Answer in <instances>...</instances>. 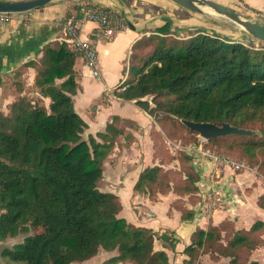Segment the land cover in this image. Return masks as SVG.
<instances>
[{"label": "trees", "instance_id": "trees-1", "mask_svg": "<svg viewBox=\"0 0 264 264\" xmlns=\"http://www.w3.org/2000/svg\"><path fill=\"white\" fill-rule=\"evenodd\" d=\"M73 9L79 17L83 7ZM168 24L157 30L161 35L143 37L132 46L124 70L125 89L117 97L134 101L156 123L150 130L154 164L138 174L134 191L150 200L167 193L193 200L198 198L199 176L186 165L192 157L185 153L177 158L178 171L166 169L177 159L167 154L163 137L169 136L170 126L172 133L197 136L180 119L227 122L264 132V49L229 43L214 34L177 40L169 35ZM175 46L181 53H175ZM78 56L61 41L45 45L38 60L23 65L35 69L31 86L38 102L27 98L29 92L18 80L21 72L12 74L17 96L5 112L0 110V241L30 228L43 231L26 236L1 255L23 264H73L94 257L99 250H116L117 255L105 264H168L166 253L154 251L153 242L161 240L172 248L174 241L167 234L158 236L127 223L118 216V197L98 189L102 163L124 129L115 126L118 118L113 117L103 133L83 138L87 125L72 100L77 91L73 67ZM3 84L0 75V87ZM223 144L264 170V138L228 136L197 145L223 156L219 153ZM257 204L264 208V195ZM174 206L182 209V220L192 218L182 200H175ZM263 233L261 221L247 231H233L228 222L196 230L184 250L189 259L183 264H193L200 248L212 259L229 258L228 264H258L249 261V256L264 246Z\"/></svg>", "mask_w": 264, "mask_h": 264}, {"label": "crops", "instance_id": "crops-1", "mask_svg": "<svg viewBox=\"0 0 264 264\" xmlns=\"http://www.w3.org/2000/svg\"><path fill=\"white\" fill-rule=\"evenodd\" d=\"M215 1L227 7H231V3L242 4L264 13V0ZM75 5L105 8L126 24L112 38L96 42L99 79L92 78L79 56L73 67L77 84L76 94L72 96L73 106L87 125L83 134L85 138L103 133L113 117L119 118V122L129 120L137 128L125 127L124 133L116 138L113 153L110 155V152L104 160L97 185L100 191L118 197L121 203L118 216L135 227L150 229L158 236L167 234L174 241L173 247L155 239L153 250L164 251L168 264H183L189 259L184 250L191 244L196 230L205 231L210 226L218 227L222 222H228L233 231H247L256 221L264 222V208L257 204L258 198L264 195V181L250 169L234 172L198 156L192 161L199 176L197 199L178 198L173 193H167L157 194L154 200H150L147 195L135 192L133 188L138 174L154 164L150 130L156 123L134 101H124L117 95L111 98L105 94L122 79L126 80L124 70L132 46L143 37L161 35L157 30L166 22L169 23V35L177 40L204 33L220 36L229 43L239 42L243 36L241 30L220 16L207 12L194 13L172 0H52L42 8L13 14L10 22L0 26V75L4 83L0 87V110L5 112L13 99L10 93L14 89L13 72H21L18 80L21 78L22 82L29 75L26 81L32 85L35 69L23 65L38 60L45 45L64 40L60 24L64 18L75 14ZM95 27L94 23L85 22L80 37L89 38ZM44 102L48 103V99ZM107 165L110 172L104 177ZM101 183L103 189L100 188ZM177 199L182 200L184 210L193 214L190 220H182V209L174 206ZM261 238L264 239V233ZM197 250L193 264H228L229 258L212 259L201 248ZM116 255V250H99L94 257L73 264H105ZM249 261L264 264V246L251 251ZM118 264L132 263L124 261Z\"/></svg>", "mask_w": 264, "mask_h": 264}, {"label": "built area", "instance_id": "built-area-1", "mask_svg": "<svg viewBox=\"0 0 264 264\" xmlns=\"http://www.w3.org/2000/svg\"><path fill=\"white\" fill-rule=\"evenodd\" d=\"M81 15L77 17L75 14L64 18L61 21V29L63 32L64 40L69 44L79 57L83 60L85 66L90 71L92 78L99 79L100 71L98 67V58L96 51V42L102 38L110 39L115 33L124 27L121 20L114 17L112 12L101 8H92L82 6ZM13 14L0 13V26L10 22ZM264 20V17H263ZM85 22H92L96 25L94 30L91 32L89 38L82 39L80 37V30ZM245 45V44H244ZM246 46V45H245ZM125 78L122 79L117 86L107 89L105 94L111 98L125 89ZM186 154L191 157L200 156L210 159L216 166L225 167L234 172L240 171L241 169H247V166L243 163L235 162L229 158L223 156H217L211 153L209 150H201L195 146L184 148Z\"/></svg>", "mask_w": 264, "mask_h": 264}, {"label": "rangeland", "instance_id": "rangeland-1", "mask_svg": "<svg viewBox=\"0 0 264 264\" xmlns=\"http://www.w3.org/2000/svg\"><path fill=\"white\" fill-rule=\"evenodd\" d=\"M230 5H231L232 9H234L235 11L240 13L244 18L264 23L263 17L261 16L264 13L252 10V9L248 8L246 5H242V4H237V3L233 4V3H231ZM235 26L237 28H239L237 25H235ZM239 29L241 30V32L243 34L242 38H240L238 40L239 42L245 44L248 47H253V48H256V49H264V42L256 40V39H253L247 33H245L241 28H239ZM244 36H245V39H244ZM235 38H237V37H235ZM234 40H237V39H234ZM177 48H178V46H175V53L176 54L177 53H181V52H179V50H177ZM31 76L32 75H30V77ZM28 77H29V75L26 76V79ZM26 79L24 78L23 83L25 84L24 85L25 86L24 87L25 90L27 92H29V95L27 96V98L31 99L34 102H38L37 101L38 100V96L35 95V89H33V87L31 85L27 84V82H29V81H26ZM10 93L13 96V99H15V96H17V94L15 93L14 89H12V91H10ZM146 99L150 100L149 97L146 98ZM162 100L165 101L166 99L164 98ZM114 124H116V126H121L122 129H124L125 127H128V128H130L132 130H136L137 129L136 126L133 123H131V122H129V120H125V119H123V122H119V118H118V120L116 122H114ZM172 130L173 129L170 126V128H169V136H167V137L164 136L163 137L165 150H166V152H168L167 154L169 156H171L172 158H176V159L180 158L181 159L182 155L183 154L185 155L184 148L185 149L189 148L192 145L193 146H198L197 147L198 149L203 150L197 144L198 143L201 144V142H205V141L200 139L198 136H194L192 134H188L186 132H181V131H174V133H172ZM250 130L258 131L260 133V136H255V137L264 138V132H263L262 129L257 127L255 129H250ZM83 138H85L84 135H83ZM222 147L223 148L219 151V153L223 154V157L229 158V159H231V160H233L235 162H238V163L245 164L247 166L248 170L250 169L253 174H255L257 177H260L264 181V170H262L258 165H254L253 166V165H250L245 160L240 159L239 154H238V152L236 150H234V151L228 150L227 144H223ZM112 153L113 152H111L110 155ZM211 153L216 154V153H214L212 151H211ZM196 155L198 157H202V156H200L201 154H199V153H197ZM202 158H205V157H202ZM178 159L177 160H173V161L171 160V162H169V165L166 166V169H172V170L178 171L180 169V167H181V165L179 164ZM195 159H196V156L192 157V161L195 160ZM205 159L210 160L208 158H205ZM261 160H263V156L262 155L259 156V161H261ZM192 161H191V163H188L186 165H189L195 171L194 167L192 166ZM104 163H105V161H103V163H102V166H101L102 168L104 167ZM247 169H241L239 172H242V171L247 170ZM109 172H110V167H108V165H107V167L104 170V177H107ZM100 188L103 189V184L102 183L100 184ZM41 231H43V229H41V228L40 229L39 228H37V229L30 228L27 233H20L16 237H13V238H9L8 237L5 240L0 241V264H23V263L13 262V261H10V260L2 257V255H1L2 251L4 249H11L13 245L21 243L22 240L26 236L32 235L34 233H39Z\"/></svg>", "mask_w": 264, "mask_h": 264}, {"label": "water", "instance_id": "water-1", "mask_svg": "<svg viewBox=\"0 0 264 264\" xmlns=\"http://www.w3.org/2000/svg\"><path fill=\"white\" fill-rule=\"evenodd\" d=\"M52 0H0V13L19 14L31 10L39 9ZM180 7L194 13L201 14L207 12L220 16L241 28L253 39L264 42V23L244 18L240 13L215 0H172ZM180 123L190 132H194L203 141L210 138H220L228 136H260L258 131L238 128L227 122L198 123L194 121L180 119Z\"/></svg>", "mask_w": 264, "mask_h": 264}]
</instances>
